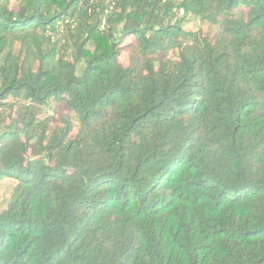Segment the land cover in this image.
I'll return each mask as SVG.
<instances>
[{"label": "trees", "instance_id": "trees-1", "mask_svg": "<svg viewBox=\"0 0 264 264\" xmlns=\"http://www.w3.org/2000/svg\"><path fill=\"white\" fill-rule=\"evenodd\" d=\"M5 179L0 264H264V0H0Z\"/></svg>", "mask_w": 264, "mask_h": 264}, {"label": "rangeland", "instance_id": "rangeland-1", "mask_svg": "<svg viewBox=\"0 0 264 264\" xmlns=\"http://www.w3.org/2000/svg\"><path fill=\"white\" fill-rule=\"evenodd\" d=\"M185 26L191 30H197L201 26V23H200V20L198 18L190 16V17H188V20L186 21ZM205 26H207V25H205ZM203 28L206 29L207 27H203ZM128 41L129 40L127 39L125 41V43H127ZM121 62L124 65L127 64V54L126 53H124L122 55ZM81 67H82L81 64H79L77 67L78 73L80 72ZM58 108L63 110V107H61V106H58ZM12 184H13V181L9 180V179H5V180L0 182V208L5 207L6 202H7V198L9 196L10 190L12 188Z\"/></svg>", "mask_w": 264, "mask_h": 264}]
</instances>
